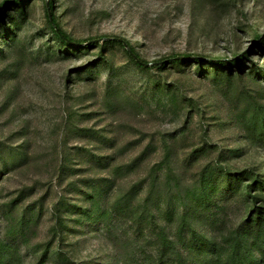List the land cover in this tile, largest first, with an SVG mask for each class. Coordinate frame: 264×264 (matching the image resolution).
I'll return each mask as SVG.
<instances>
[{
    "label": "rangeland",
    "instance_id": "374dc122",
    "mask_svg": "<svg viewBox=\"0 0 264 264\" xmlns=\"http://www.w3.org/2000/svg\"><path fill=\"white\" fill-rule=\"evenodd\" d=\"M54 1L74 40L124 38L148 62L252 53L232 74L144 68L115 43L70 58L25 0L0 38V264H176L164 233L207 263L264 181V0Z\"/></svg>",
    "mask_w": 264,
    "mask_h": 264
},
{
    "label": "trees",
    "instance_id": "16d2710c",
    "mask_svg": "<svg viewBox=\"0 0 264 264\" xmlns=\"http://www.w3.org/2000/svg\"><path fill=\"white\" fill-rule=\"evenodd\" d=\"M44 2L50 30L66 46V50L64 52L60 51V53H64L65 56L70 58L79 57L80 54L98 46L100 42L103 44L115 43L124 49L132 61L144 68L152 66L163 69L169 65H182L186 67L190 64H197L202 67L203 72H207L208 67H210L207 65H211L215 72L232 74L236 71H242L243 68L240 62L247 59L252 53V49L244 50L243 52L236 53L232 58H214L206 57L203 54L176 53L160 61L148 62L124 38L104 36L83 41L74 40L63 30L56 18L55 1L44 0ZM26 11L27 3L25 0H5L2 2L0 5V38L6 35H10V39L16 38L21 30V26L26 22ZM255 39L258 41V45L264 43L263 34H255ZM74 43L85 45H75ZM125 43H127L130 50L126 48ZM98 62L99 60H94L88 66H78L74 70H71L68 72L69 81L74 84V79H77L83 73L92 72L98 66L91 65H95ZM148 63L151 64L148 65ZM71 87L69 86L70 89ZM236 183H239L238 177H236ZM243 193L245 195L244 202L246 208L243 223L232 228L227 233L214 238L215 240L209 246L210 260L205 264H264V181L254 179L252 183L244 187ZM205 241L207 240L202 242ZM159 246L160 252L164 256L177 257L176 264H187L186 258L173 246V242L166 233L163 234ZM169 247L173 248L172 252L167 251ZM159 261L158 259L157 262Z\"/></svg>",
    "mask_w": 264,
    "mask_h": 264
},
{
    "label": "water",
    "instance_id": "95a60500",
    "mask_svg": "<svg viewBox=\"0 0 264 264\" xmlns=\"http://www.w3.org/2000/svg\"><path fill=\"white\" fill-rule=\"evenodd\" d=\"M75 45H85V44H79V43H74ZM125 46L128 50H130L129 46L127 45V43H125ZM151 63H148V65H150Z\"/></svg>",
    "mask_w": 264,
    "mask_h": 264
}]
</instances>
